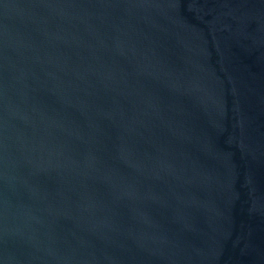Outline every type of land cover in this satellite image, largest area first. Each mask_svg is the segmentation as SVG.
<instances>
[{"label":"water","instance_id":"obj_1","mask_svg":"<svg viewBox=\"0 0 264 264\" xmlns=\"http://www.w3.org/2000/svg\"><path fill=\"white\" fill-rule=\"evenodd\" d=\"M0 264H264V0H0Z\"/></svg>","mask_w":264,"mask_h":264}]
</instances>
